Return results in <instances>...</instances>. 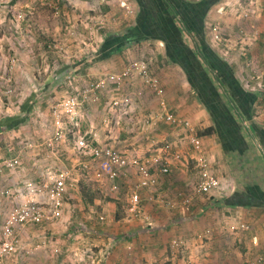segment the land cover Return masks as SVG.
I'll list each match as a JSON object with an SVG mask.
<instances>
[{
    "label": "crops",
    "instance_id": "crops-1",
    "mask_svg": "<svg viewBox=\"0 0 264 264\" xmlns=\"http://www.w3.org/2000/svg\"><path fill=\"white\" fill-rule=\"evenodd\" d=\"M126 1L133 8L131 17L117 21L113 14L125 12L118 0H90V39L99 40L90 44V79L122 72L128 55L130 64L144 59L149 72L162 81L168 109L188 119L202 137L220 187L208 194L194 192L193 133L159 116V97L139 75L132 73L120 87L111 85L100 92L99 101L85 105L83 118L72 129L76 132L56 153L44 144L54 131L51 113L38 118L35 106L27 110L21 99L17 111L0 113V226L14 204L4 190L23 191L24 199L25 181L42 178L48 168L73 169L76 180L82 169L90 176V188L111 195L98 198L90 190L92 206H72L79 196L76 181L65 194L63 216L53 223L27 225L19 249L0 264H264V0ZM245 1L256 11L248 13L238 41L243 45H235L236 37H224L221 23L230 20L225 18L228 8ZM69 2L74 4L70 10L77 6ZM97 20H108V28ZM238 50L246 63H240ZM59 76L58 83L66 88L61 97L79 86L63 84ZM125 95L132 100L112 104ZM8 118L21 122L9 124ZM211 126L213 133L202 134ZM78 135L141 158L163 153V145L172 142L183 158H170L168 174L154 169L158 184L138 188L140 215L132 216L128 203L139 179L136 169L128 168L117 179L119 190L113 191L95 168L85 171L81 166L87 157L77 154ZM17 155L20 165L3 164ZM76 155L84 158L77 161ZM41 242L45 244L30 252Z\"/></svg>",
    "mask_w": 264,
    "mask_h": 264
},
{
    "label": "built area",
    "instance_id": "built-area-1",
    "mask_svg": "<svg viewBox=\"0 0 264 264\" xmlns=\"http://www.w3.org/2000/svg\"><path fill=\"white\" fill-rule=\"evenodd\" d=\"M118 2L125 12H132V5L126 0H118ZM132 73L139 75L145 81L146 86L158 95L159 116L161 118L170 124L185 126L193 133L190 142L196 151L195 160L197 164V180L194 185V192L201 195L219 189L221 180L213 171L202 137L195 134L196 129L188 119L168 109L162 81L158 76L149 72L148 63L144 59L135 60L122 72H110L98 76V78L87 80L85 84L74 87L70 92L67 91L63 97L58 98L52 104L51 109L54 131L44 140L45 146L56 153L59 146L68 139V135L73 131L76 132L72 129L78 126L83 118L84 106L90 104L91 101H99L100 92L111 85L113 87L117 86V88L120 87ZM129 100H132V98L125 95L114 99L112 104L120 106L126 104L125 102H129ZM151 141L154 142V139L152 138ZM76 149L84 157H87L81 162L83 169L87 171L90 168H95L97 177L108 179L113 191L119 190L117 179L128 168L133 167L136 169L139 179L135 189L131 192L128 203V211L132 216L140 215L141 194L138 188L158 184V174L154 173V169L163 174H168L172 171L170 158L174 160L183 158L182 152L176 150L172 142H166L163 145V153L147 158L130 155L114 146L96 144L86 135L77 136ZM20 163L21 155L3 161L4 165L12 167L20 165ZM75 186L76 176L73 169L48 168L47 173L42 178L25 181L24 189L27 197L24 199H20L23 191L16 193L12 189H5V195L13 197L14 204L0 226V261L13 255L18 250L19 236L27 225L53 223L61 218L64 212L65 194L69 188ZM184 202L189 203L190 197L184 198ZM171 205L175 206L174 203ZM174 243L178 245L180 241L175 240ZM44 244L43 242L37 243L30 252H34Z\"/></svg>",
    "mask_w": 264,
    "mask_h": 264
},
{
    "label": "rangeland",
    "instance_id": "rangeland-1",
    "mask_svg": "<svg viewBox=\"0 0 264 264\" xmlns=\"http://www.w3.org/2000/svg\"><path fill=\"white\" fill-rule=\"evenodd\" d=\"M60 1L62 2V0H0V113L17 111V106L24 100L28 108L35 106L34 116L39 118V114L43 116L51 113L52 104L61 98L62 92L66 90L61 88L57 75H62L63 84L71 82L81 86L90 80V44L92 41H99L90 39V27H93L90 26V0H70L77 5L71 10L69 7L74 5L73 3L65 0L66 2L61 4ZM252 10L256 11L247 5L246 1L226 10L225 18L228 17L230 20L222 21L221 28L226 29L224 37L226 35L230 38L236 37L235 45L240 43L238 41L245 29L248 13L250 16V13L254 12ZM124 15L131 17L130 13L119 12L113 14V18L116 19H112L118 21L117 17L128 18ZM106 22L108 20H105ZM97 23L101 24L99 25L101 28H108L107 23L102 24L100 20ZM238 51L240 63H246L241 59L244 55L242 50ZM130 60L132 57L128 55L127 66L130 65ZM60 68H63L65 73H60ZM82 70L89 76L81 75ZM51 85L54 88H51ZM7 95H10V98H6ZM39 105L41 107H38ZM86 122L90 128V120L87 119ZM129 123L132 127L133 121L130 120ZM31 124L39 127L35 120ZM82 129L85 128L82 126ZM114 140L115 137L111 141ZM78 155L77 161L84 158L82 155L79 158ZM74 157L71 155L69 159ZM77 172L79 176L76 180V192L79 196L76 204L72 206H92L90 190L97 193L98 198L101 195V198L105 199L111 195H106L105 191L102 192L94 186L90 188V176H86L82 169ZM118 196L124 198L122 200L124 205L126 195L121 192Z\"/></svg>",
    "mask_w": 264,
    "mask_h": 264
},
{
    "label": "trees",
    "instance_id": "trees-1",
    "mask_svg": "<svg viewBox=\"0 0 264 264\" xmlns=\"http://www.w3.org/2000/svg\"><path fill=\"white\" fill-rule=\"evenodd\" d=\"M65 2H66L65 0H62V2L60 1L61 4L65 3ZM231 105H232V107H234L233 103H231ZM6 122H8L9 124L11 123V124L14 125V124H16L18 122H21V120L20 119L19 120H13V119L8 118V119H6ZM214 130H215V127L211 126V127L206 128L205 131L202 134H211V133H213Z\"/></svg>",
    "mask_w": 264,
    "mask_h": 264
}]
</instances>
